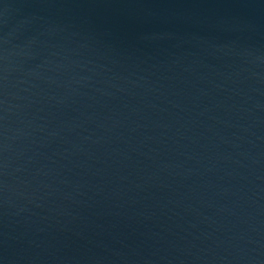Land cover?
Instances as JSON below:
<instances>
[{"label": "water", "instance_id": "water-1", "mask_svg": "<svg viewBox=\"0 0 264 264\" xmlns=\"http://www.w3.org/2000/svg\"><path fill=\"white\" fill-rule=\"evenodd\" d=\"M166 0H0V264H116Z\"/></svg>", "mask_w": 264, "mask_h": 264}]
</instances>
